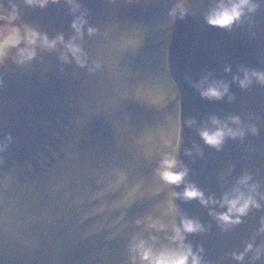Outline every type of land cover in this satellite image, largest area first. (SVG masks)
<instances>
[{
    "label": "water",
    "instance_id": "1",
    "mask_svg": "<svg viewBox=\"0 0 264 264\" xmlns=\"http://www.w3.org/2000/svg\"><path fill=\"white\" fill-rule=\"evenodd\" d=\"M216 2L78 0L97 30L89 36L85 28L79 39L64 0L44 9L12 0L17 26L76 39L88 67L70 55L63 63L60 45L37 48L30 63L0 64V264H132L134 237L156 236L157 248L168 243L170 232L147 222L178 225L165 215L169 203L205 227L185 241L194 252L203 249L204 264H236L231 254L245 243L255 237L254 247L264 244L256 235L264 201L221 231L198 201L172 198L183 185L156 174L171 154L206 197L219 200L244 174L264 195V85L233 81L245 70L264 73V0H253L256 10L231 30L207 24ZM178 4L183 19L170 15ZM205 77L226 82L229 95L202 98L194 85ZM213 117L232 128L230 118L238 117L244 136L226 138L219 150L207 146L199 130L212 127Z\"/></svg>",
    "mask_w": 264,
    "mask_h": 264
},
{
    "label": "clouds",
    "instance_id": "2",
    "mask_svg": "<svg viewBox=\"0 0 264 264\" xmlns=\"http://www.w3.org/2000/svg\"><path fill=\"white\" fill-rule=\"evenodd\" d=\"M0 0V64H3L9 58H12L17 65L30 63L36 57V49H44L53 51L60 45L65 50L60 54V60L63 63H68L70 55L76 64L85 68L88 67L87 57L85 56L80 44L76 39L65 42L62 34L57 35L54 39H50L46 33H39L30 27L17 26L15 22L19 19V10L12 0ZM61 0H24L28 7H38L44 9L49 3H60ZM69 6L70 12L74 19L71 27L76 34V38L83 39L84 29L87 28L89 36L96 34V29L89 27L85 19L86 13L80 11L78 0H64ZM257 5L253 0H217L215 6L209 11L206 16V22L211 27L231 30V28L240 23L246 14L253 13ZM79 12V15L77 13ZM179 13L183 19L187 12L182 5L178 4L170 15L175 17ZM14 53V55H13ZM99 68L95 65L89 71H94ZM226 72L230 69L226 68ZM255 79L258 83L264 85V73L243 72V79L233 77V81L237 82L241 88H247L252 80ZM194 87L200 93L202 98L209 100H221L226 95H229V85L224 81L211 80L208 77L202 79ZM231 99V97H229ZM231 124L236 125V128L229 127L227 122H222L213 117L211 119L212 127L204 126L199 130V136L203 142L210 147L219 150L226 138H242L244 130L241 127V121L238 117L230 118ZM188 126L191 127L195 121H188ZM253 134L256 129L250 128ZM179 144V141L177 142ZM2 150V149H0ZM191 156V152H187ZM197 155L202 153L197 150ZM189 169L179 162L175 156L165 154L157 169V176L160 180L167 184L179 187L183 185L182 192H173V199H180L188 202L196 200L202 207L209 209V215L217 222V226L221 231H228L230 228L241 224L242 217L248 215L252 209L259 210L261 201H264V195L259 193L258 185L251 183L250 175H242L235 185L227 192H224L219 200L214 196H205L195 184L186 182ZM259 198V199H257ZM219 207L223 209L221 212H216L214 209ZM165 215H173L179 218V224L175 221L171 225L164 224L159 219H149L147 227L155 232H170L166 237L168 243L154 247L157 243L156 236H150L149 240L139 237H134L130 242L129 250L132 253V264H204L203 249L197 248L194 252L191 244L186 243L187 236L194 234H203L206 229L196 219L188 218L183 215L178 207L169 203ZM139 223V221L137 222ZM257 236L264 235V219H261L260 227L256 232ZM255 237L251 242L244 245L243 251L233 252L231 259L236 264H244L245 257L251 254L250 264H256L264 258V244L255 246Z\"/></svg>",
    "mask_w": 264,
    "mask_h": 264
}]
</instances>
